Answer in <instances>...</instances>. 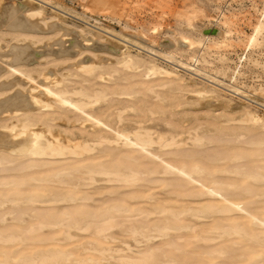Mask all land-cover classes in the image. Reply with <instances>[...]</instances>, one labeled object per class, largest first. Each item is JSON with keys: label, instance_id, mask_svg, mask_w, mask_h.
I'll list each match as a JSON object with an SVG mask.
<instances>
[{"label": "rangeland", "instance_id": "374dc122", "mask_svg": "<svg viewBox=\"0 0 264 264\" xmlns=\"http://www.w3.org/2000/svg\"><path fill=\"white\" fill-rule=\"evenodd\" d=\"M25 1L42 8L43 15L32 18L35 24V29L33 30L10 29L7 28L6 25H0V53H4L0 54V64L7 69L8 65L5 62L10 61L12 58L11 54L8 52L12 44H28L32 52L30 55L31 61L22 63L19 69L20 71L22 69L25 70L26 73L29 72V75L30 73L33 74L32 77L34 79L26 77L20 71L18 72L12 69L6 70V72L3 71L0 74V85H2L1 83L12 84L9 87H0V98H4L16 91L22 93L33 91L37 96L46 100L49 96L44 88L45 84L57 90L62 87L65 90L61 91V88L59 91L64 92L67 96L69 94L70 96L73 95L71 97L75 99L77 97L86 99V96L83 94L85 90V93L93 95L95 94V90L98 91L101 88V90L107 88L108 91H106L109 93L107 94L108 96L106 95L104 98L99 99L96 102L97 104H93L95 101L92 102V105H89L90 107L87 109L98 116L102 115L101 117L105 118V120L110 123L112 122L111 124L115 121L114 124L121 127L123 125H125L123 127H129V125H131L130 127L138 126L137 123H134L136 119L145 120L144 123H146L148 120L147 117H150L151 119H149L148 122L151 123L147 122V124L151 125L155 123L158 125H151V127H153L152 129L155 128V130H159L161 127L160 129L165 131V129L167 130L169 127L171 130L181 131L182 139L185 141L187 140L186 143H188L181 145L182 147H176L175 151L178 150L177 152L179 153H173L174 155L171 153L170 155L174 157H170L169 154H163L164 157H170L174 160L180 159V161L182 160L188 163H192L194 160L198 161L205 166L206 171H211L212 174L217 176L215 178L218 179L220 177L222 180L224 178V181H227L225 180L227 178L230 181H234L232 183L235 185L230 184V187L227 188H230L231 191H233L232 188H236V191L238 189L237 197L240 199L246 201L251 199L249 202L250 205H253V209H259L261 207V210L264 207V196L259 198L257 195H254L259 189L264 188V182L255 181L248 175V171L250 172V170L257 169V166L262 165L260 168L264 171V154L261 156L262 151L264 152V145L258 143L259 140L264 138V25L260 26L255 42L250 45L249 41V37L254 32L255 27L263 20L264 0H0V6L11 5V3H23ZM215 28H220L221 33L216 34L213 32ZM207 34L213 36L207 38L205 36ZM107 45L109 48L106 47ZM249 46L250 48L248 49ZM125 55L127 56L125 57ZM165 55L189 60L191 63L203 69L206 68L211 75L214 74L224 82L232 81L241 91L234 90L233 88L230 89L226 84L221 85L216 80L212 81V78H205V76L203 77L201 74L193 73L192 70L179 65L177 61L169 59ZM194 55L199 57V61L195 62L191 59V56ZM129 57L139 60V66L129 62L126 63L125 59ZM83 63H93L95 71L92 70L94 72H91L90 70V72H87L85 70H79L78 65ZM153 63L167 68L171 73L168 74L159 70L150 72L151 70H148L149 65L151 66ZM237 69L238 73L236 77L233 78V71ZM109 71H111V73ZM43 73L48 75V79L44 77ZM45 81L47 83H45ZM93 86H97L98 89H93ZM103 86L105 87L103 88ZM146 87L149 90L145 89ZM66 88L71 91H67L68 89L66 90ZM75 88L77 90L73 91ZM129 88L134 91L131 92V95L130 93H124V91H129ZM201 88L204 90L197 92V89ZM91 90L93 92H91ZM114 90L116 92L123 90V92L120 93H123L125 96H119L118 93H114ZM110 92L112 93L110 94ZM158 93L159 95L161 93L165 99H162V96L161 100H159ZM110 99L118 103L116 104V102L113 101L114 104ZM106 100H108V102ZM123 100L126 102L124 104H128L127 106H129V108L123 105ZM109 102L112 104H109ZM146 103L148 105H146ZM58 104L57 107L60 106H58ZM118 105L121 106V108L125 106V108H122V114L125 113L123 116L125 120H121L123 123L118 122L117 117L114 115V112L120 108ZM99 107H102L103 110L99 109L102 112L96 111ZM110 107L116 108L112 109ZM39 108L32 109L30 113L33 114L36 112L41 116V113L44 114V111L47 109V111L52 110L53 113L49 111L50 113H46L41 117H48L50 114H53L52 116L50 115V117L54 123L52 121H50V123L53 124L56 130L64 131L65 129L67 132L72 131L71 133H73L74 131L76 134L82 130L81 133L83 135L93 131L90 122L82 120L81 111L78 112L79 110L75 109V112L74 108L71 106L61 105L59 109L53 107ZM64 108L67 110H64ZM107 108H110V110L108 111ZM150 109L153 110L154 113L151 114L149 111ZM161 109L163 110L161 111ZM54 111L55 114L60 111L59 116H63H60L61 118L58 119L57 117L59 116L54 115ZM64 111H66V113ZM76 113L77 115L80 114L77 116ZM2 114H0V125L3 123H10V120L13 122L17 118L9 116L10 118L8 117L5 119L2 117L6 116L7 113H4L5 115ZM108 114L111 117L113 115L114 118H106L109 117ZM148 114H150V116ZM253 115L259 118H252ZM162 127L164 129H162ZM192 129L195 130L193 131ZM1 130L4 131L5 129L0 126V131ZM196 133H202L203 136L205 135V143L201 145L196 144L199 145L198 147L195 144L192 145L189 143L191 142L189 137ZM241 149L242 151H244L243 149L246 151L243 153ZM186 150H192L193 156L186 154L191 153L186 152ZM0 151L6 150L0 147ZM235 151L237 152L235 153ZM1 154L3 155L0 156V160L7 156L6 158L9 159V161L4 162L6 164L2 163V165H0V182L2 180L4 181V179H22L24 180L23 184H25V187H23V184H21V187L26 189V192L27 190L35 189L34 186H31L33 184H30V180L32 181V179L29 178L32 175H42L43 177L44 174H48L50 176L51 173L55 174V171L57 172L62 166H68V164L63 165L64 159L59 157L49 160L48 158L51 157L45 156L46 160H31L30 157L27 156L28 158H26L23 156V158L21 157L22 160L20 157L18 160L17 156L20 155L17 153L8 154L6 151L0 152V155ZM233 154L242 155L243 158L239 155L238 157L240 158H236ZM257 154L259 156H257ZM10 156H12V158ZM189 157L191 158L189 159ZM218 157L222 158V160H219ZM232 157L234 159H232ZM106 158L110 159V155ZM13 159H17V162ZM118 159L119 156L110 159L111 164L114 165L115 162L117 163ZM26 161H36L38 168H36L37 166L35 165L37 164H35L31 169V166L26 169L25 167L27 165H31L30 162L25 166ZM123 161L125 164L131 162L129 159H123ZM133 162L136 163L135 161H132V163ZM231 162H237V164ZM17 163H22L24 166L22 164L18 166ZM241 163H243V165L245 163V166H240L239 164ZM4 165L5 167H3ZM207 165L208 168L206 167ZM15 166H17V168H15ZM22 167L25 169L20 171ZM225 167L230 170L233 168V170H224L218 173L220 169ZM216 169H218V172ZM237 170L239 172H235ZM63 172L64 171L60 172V175L61 178L65 176L63 179L67 181H65V183L59 180L60 175H58V179L55 178L57 177L56 175L55 177L53 176L54 178L52 177V179L50 176V179L48 178L49 180L44 179L45 181H33L32 183H35L34 185L36 186L38 185L39 190L42 191H54L56 189L60 192L74 190L86 191L91 198L53 202L22 201L15 205L14 203L8 202L0 206V211L2 210V213L3 211H8L10 208L21 209H16L13 211L14 213L11 212L12 214L10 212L0 213V216L3 217V220L2 217H0V228H15L16 231L22 235L24 234L23 236L27 239L26 241L30 243L33 242L37 245V248L39 247L40 249L54 248L55 246L61 249L66 247L63 250L70 253L68 260L55 262L54 264H80L81 262L77 260L80 258L86 259V262L90 264H119L120 260L124 261L125 256L136 255L138 250L143 249L148 242L151 244L155 243L156 245L158 243L159 245L160 243H164L163 241L165 240L168 241L167 238H170L172 241L176 239L174 242H180L179 244L182 243L180 246L183 247L184 251L174 249L173 252L178 253L180 260L183 262L188 263L189 261L188 264H209L215 260L220 262L218 264H233L234 262V264H248L250 258L249 252H251L250 250L248 251V249H253V246H256L255 243L249 240L246 242V240L239 236L238 239L243 241L236 246L237 250L233 249V252L230 253L229 251V254L226 253L215 258L212 257V254L203 251L209 247L212 248V243L196 241L193 237L194 231H190V229L177 231L178 233L175 231L174 233L170 232V234L163 236L158 235L156 238L147 242L143 234L128 233L131 232L129 230L130 226H132V224H138V220H132L134 217L126 213H120L123 215L120 216L119 214V216L115 218V224L113 226L100 232L95 231L93 226L84 232V229L76 226H68V229L65 222L67 223V221H70L71 217H73V220L80 223L78 226H83V219H81V215L78 212H81L83 218L84 212H101L106 205L109 203L112 204L113 202L143 205L146 208H151L153 204L158 205L166 203V201H162L166 199L169 201V205H195L197 202L191 200H196L198 196H191L192 194L189 190H198L199 186H193L198 184L192 182L186 183L188 180L185 177H174L171 179V175L160 178L155 174L148 175L149 177L147 175H142L138 184L136 182L125 184L114 179L107 180V176L104 175H96V181L94 180L95 182H93L89 179L83 180V177L78 179L81 174H77L76 172H69L70 174L72 173L71 175L69 173L63 175ZM48 175L45 176V178L48 177ZM147 178H150V180H146ZM206 179H209V177ZM246 179L247 181H245ZM72 181L75 183L73 184L74 186L72 184H67L68 182L72 183ZM25 182H29L27 184L30 186H26ZM83 182L86 183V186ZM259 184L262 187H260ZM250 185L251 187L255 186L253 187V194L250 191L253 189H250ZM9 186L11 187L12 184L3 183L0 184V189H8ZM237 186L241 188V190L237 188ZM244 186L246 188L245 192L243 191L245 189ZM194 187H197V189ZM256 187H259L258 190ZM186 189H188L187 193L184 192ZM139 193L143 196H139ZM145 193L149 194L150 197L146 198L147 196ZM250 195L255 198H249ZM175 200H179V202ZM82 209L85 211L83 212ZM17 210L20 211L18 212ZM65 211L70 213L69 215L71 216L68 217L69 215L67 214V218L65 217V219L62 220L64 223L60 221L61 225L59 222L54 226H44L40 228L37 219L44 218L51 220L57 216L62 218L63 215L66 216V214H63ZM6 213L8 214L6 215ZM243 213L245 212L238 211L236 218L242 221L243 224L251 227L248 225L249 223H247L248 215ZM160 214H154L153 216L151 215V217L162 218L163 216ZM219 214L221 213H213V215L198 219V224L201 222L198 228H205L207 223L212 222L213 219L222 220L219 219V217H222L221 215L223 214ZM39 215H41L42 218ZM127 215L131 218L129 219ZM136 217L139 219V216ZM182 217L184 220H195L193 217ZM68 218L70 220H68ZM79 219L82 221L79 222ZM125 228L127 230H125ZM80 230H82V232ZM67 234H69V236ZM179 234L183 237L177 236ZM52 236H55L53 240L50 239ZM71 236L75 237L72 238ZM40 238L41 240H39ZM141 239H144V241ZM195 243L197 247L193 245ZM248 243L252 248H249ZM164 244L163 248H171L170 245ZM218 244H226V241L220 242L219 240ZM241 244H243L241 248L238 247ZM103 249L106 251H103ZM191 250H195L196 253L194 254V251L192 252ZM238 251H245V254H247L248 251L249 256L245 254H243V256H236V252ZM157 253H161V250L158 249ZM76 254H79V256ZM122 256L123 258L120 259ZM103 259L105 261H103ZM97 260H99V263ZM101 260L102 262H100ZM129 264L135 263L131 262Z\"/></svg>", "mask_w": 264, "mask_h": 264}, {"label": "bare ground", "instance_id": "6f19581e", "mask_svg": "<svg viewBox=\"0 0 264 264\" xmlns=\"http://www.w3.org/2000/svg\"><path fill=\"white\" fill-rule=\"evenodd\" d=\"M27 1H30V0H27ZM0 10H1L0 11V25H6L7 28L17 29V30L18 29H21V30H26V29L33 30V29H35L34 20L32 21V18L39 16V15H43L42 8L35 6L31 3H28L26 1L23 3L19 2L16 4L11 3V5L9 4V5H5V6L1 5ZM55 25L57 26L56 23H55ZM261 25H264V15H263V20H261L259 22V25H257L255 27L254 32L249 37L250 45L255 42ZM213 32H215L216 34H220L221 30H220V28H215V29H213ZM205 36L207 38H209L213 35L207 34ZM106 47L109 48L108 45ZM249 48H250V46L248 47V49ZM8 52H9V54H11L12 58L10 61L5 62L8 65L7 69L4 66H2V64H0V74L3 71L6 72V70H9V69L10 70L12 69V70L19 72L20 71L19 68H20V66H22V63H28L29 61H31L30 55L32 52L29 49L28 44L27 45L12 44L10 46ZM0 54H4V53H0ZM127 55H125V57ZM169 55H165V56H167L169 59H174L175 61H177V63H179V65H181L183 67H187L188 69L192 70L193 73H196L199 75L201 74V75H203V77L205 76V78H212V81L216 80L221 85L222 84L228 85V87H230V89L233 88L234 90L241 91L240 88L237 85H235L232 81L224 82L222 79H219L214 74H213L214 76L211 75V73L208 70H206V68L203 69V68L199 67L198 65L191 63L189 60H183V59L175 58L174 56H169ZM191 59L194 60L195 62L199 61V57L197 55L191 56ZM125 61H126V63L129 62V63H133L134 65H138V66L140 64L139 60H137L136 58L134 59L132 57H129L128 59L126 58ZM78 67H79V70L81 69V70H85L87 72L88 71L90 72V70H91V72L95 71V69H94L95 66L93 65V63L92 64L91 63L90 64L89 63L88 64L83 63V64L78 65ZM92 70H94V71H92ZM148 70L149 71L151 70L150 72H152V71L154 72V71L159 70V71L164 72V73H168V74L171 73V71L168 70L167 68L158 66L155 63H153L151 66L149 65ZM20 72L23 75H25L26 77H28L30 79H34L32 77L33 74L30 73V75H29L28 74L29 72L26 73V71L23 69ZM109 72L111 73V71H109ZM237 73H238V69L234 70L232 77L235 78ZM43 75L45 78L48 79V75H46V73H43ZM147 76H149V75H147ZM49 78L52 79L51 77H49ZM91 79H93V78H91ZM45 83H47V82L45 81ZM1 84L2 85H0V87L1 86L2 87H9L12 83L11 84L10 83H1ZM127 85H128V83H127ZM42 86H43V84H42ZM80 87H81V85H80ZM104 87L105 86H103V88ZM137 87H139V86H137ZM44 88H45V90L49 96L48 98H46V100L37 96V94L33 93V91H29L28 93H22L20 91H16L15 93H12V94L4 97V98H0V114L7 113V115L2 117V118L6 119L9 116L10 117L11 116L17 117L16 120L13 122H12V120H10V123H3L0 125L1 127H3L5 129L4 131H2V130L0 131V147L3 150L5 149L8 152V154L17 153L18 155H20V156H17L18 158L16 157L18 160H19V157L21 159V157L23 158V156L26 158L30 157L31 160H36V159L46 160L45 156L51 157V158H48L49 160H51L52 158L57 159L56 157H59V158L64 159L63 165L68 164V166H66V165L62 166L61 169L59 168L57 172L55 171V174L49 173L51 177L48 174H46V175L44 174L43 177H42V175L41 176L40 175H32L30 178L28 176L29 179H32V181L30 180V182H31L30 184H33L31 186H34L35 189H30L29 191L27 190V192H26V189H23L21 187V184H23V182H24V180H22V179H15V178L13 179L12 178L10 180L9 179L8 180L4 179V181L2 180L0 182V184H3V183L12 184V186L11 187L9 186L8 189H0V206H3L5 203H8V202L14 203V205H15V204H18L19 202H22V201H25V202H35V201L53 202V201H64V200L68 201V200H77V199H81V200L83 199L84 200V199L91 198L89 193L86 191H80V190L75 191L74 190V191L60 192V191H57V189L54 191H42V190H39L38 185L36 186V185H34L35 183H32L33 181H43L44 179L49 180L50 178L52 179V177L53 176L55 177L56 175H57V177H55V178L58 179V175H60V172H62V171L65 172V173L63 172V175H65L66 173H69L71 171L76 172L77 174H81L79 176V178L77 176L78 179H81L80 177H83L84 178L83 180L89 179V180L95 182L96 181L95 180L96 175H102V176L104 175V176H107V178H106L107 180L114 179L118 182H123L125 184H131V183H135V182L138 184L142 178L141 177L142 175H147V176L149 175L150 176L151 174H155L159 178L163 177V176L166 177V176L171 175L170 176L171 179L174 177H176V178L177 177H185L188 180L186 183L192 182V183L198 184V185H193V186H199L198 190H195V191L189 190L192 194L191 196H193V195L198 196V198L196 200H191V201L197 202L195 205L194 204H192V205L191 204H185V205L181 204L180 206L169 205L168 204L169 201H167L166 199L162 200V201H166V203L158 204V205L153 204V206H151V208H146L143 205H136L135 202H134L135 205L124 204L122 202H116V203L111 202L112 204L109 203L108 205H106L103 208V210L101 212H98V213H94V212L86 213V212H84L85 210L82 209L84 212L83 218H82L81 212H78L81 215V219H83V226H78V224H80V223L73 220V217H71V220L68 218V220H70V221H67V223L65 222V224L67 225V227L68 226H74V227L76 226V227L82 228V229H84L83 232L93 226L95 228V231L100 232L102 230L108 229L111 226H113L115 224V218L117 216H119L120 213H123V214L126 213V214H129V216L131 215V217H134L132 220H136V221L138 220L137 221L138 224H132V226H130V229L128 228L131 231L128 233L129 234H131V233L143 234V236L146 238L147 242L156 238L158 235L163 236V235L170 234V232L174 233V231L177 232V231L184 230V229H190V231H192V230L194 231V234L193 233L192 234H193V237L195 238L196 241H198V242L204 241L205 243L206 242L212 243L211 244L212 248L209 247L207 249H204V250L202 249V250L205 251V253L212 254V257L216 258L220 255H224V254L228 253L229 251H230V253L233 252V249L237 250L236 246L239 245L240 243H242V241H243V240L238 239V237L240 236L244 240H246V242H248L247 240H249V241L256 244V246L252 245L253 249H248V251L249 250L251 251V252H249L250 258L248 260L249 261L248 264H264V207L261 210H260L261 207L259 209H253V207H252L253 205H250V202H249V201H251V199L246 201L244 199H240L237 197L238 196V189L236 191V188L231 187L233 189V191H231L230 188H229L230 189V191H229V189L227 187H230V184H233L232 182H234V181H230L227 178L225 179L227 181H224V178H223V180L220 177L218 179L215 178L217 176L212 174L211 171L210 172L206 171V168L202 163L195 161V160L192 163H188L186 161H182V160L180 161V159L174 160V159L170 158V157H174V156H170L171 153L172 154L173 153H179V152H177L178 150L175 151L176 147H179L181 145H185L188 143V142L186 143L187 140L185 141L184 139H182L183 137H181V131H179V130L174 131L173 129L171 130V128H169V127L167 128V130L165 129V131L161 130L160 129L161 127L159 128V130H157V129L155 130V128L152 129L153 127H151V125H157V124L154 123V124L148 125L147 122L149 119H151L150 117L149 118L147 117L148 120L145 118L147 120L146 123H144L145 120L136 119L134 123L138 124V126L136 125L137 127L136 126L130 127L131 125H129V127H123L125 125H123L121 127L117 124H114L115 121L113 122V124H114L113 125V124H111L112 122L110 123V122L106 121L105 118L101 117L102 115L98 116V115L92 113L91 110H89L87 108H89L92 105V102L95 101V103H93V104H97L96 102L99 99L104 98L107 94H109L107 92L108 91L107 88H105L104 90H101L102 88L101 89L99 88L100 90H98V91L95 90L96 92L94 91L95 94H93V95H91L89 93H85L86 92V90H85V92L83 94L86 96L87 100L85 98H78V97L75 99V98L71 97L73 95L70 96V94L68 92L67 93L69 95L67 96L64 92H61V91L65 90L62 87H60V89L58 88L59 90H61V88H62L61 91L57 90L56 88L54 89V88L50 87L48 84H45ZM94 88L98 89L97 86L96 87L93 86V89ZM134 88H136V87H134ZM67 89L68 88H66V90ZM145 89H148V88L146 87ZM75 90H77V89L75 88L73 91H75ZM92 90H91V92H93ZM131 90L132 89L129 88V91L128 90L124 91V93H130V95H131V92H134L133 90L132 91ZM202 90H204V89H202V88L197 89V92L202 91ZM67 91H71V90L68 89ZM112 92H110V94ZM120 92H123V90L122 91L120 90ZM120 92H116L114 90V93H118L119 96H125V95H123V93H120ZM134 94H136V93H134ZM157 95H159V93ZM162 96L163 95H161V93H160V95L158 96L160 99L159 98L158 99L161 100ZM163 97H162V99H165V97L164 98ZM114 99H115V97H114ZM123 99H126V98H123ZM115 100H111L112 103L117 101V100L116 101ZM106 101L108 102V100H106ZM162 101H164V100H162ZM112 103L109 102V104H112ZM117 103L118 102H116V104ZM119 103H122V102H119ZM124 103H126V102L124 101L123 105H125ZM57 104H58V106L59 105L60 106L57 107ZM61 105L62 106L67 105L68 107L71 106L74 108V110L75 109L79 110L78 112L81 111L82 120L89 121L91 124V127L93 128V131H91V133L86 132L87 134L83 135L81 133L82 130H80V129H79L80 130L79 132L81 134L78 131H77L78 133L76 134V133H74V131H73V133H71L72 131L67 132V131H65V129H64V131L56 130V128L53 126V124L50 123V121H52L54 123V121L51 120L52 119L50 117L51 114L48 117H44V116L41 117L42 115H44L46 113H50L49 111H52V110L47 111L48 110L47 109L46 111H44L45 112L44 114L41 113V116H40V114L38 115V113H36V112L33 114L30 113V112H32V109L37 108V107L38 108L39 107H49V108L53 107L55 109H57V108L59 109V108H61ZM127 105H125V106H127ZM146 105H148V104L146 103ZM125 106H123V107L125 108ZM119 107L120 108H118L117 111L114 112L115 113L114 115H115V117H117L118 122H121V120L124 119L123 116L125 113L122 114V112H123L122 108L123 107L122 108H121V106H119ZM132 107H134V106H132ZM65 108H67V107H65ZM65 108H64V110H67ZM110 108L113 109L116 107H110ZM110 108L109 109L107 108L108 111L110 110ZM127 108H129V106H127ZM99 109H102V107L97 108L96 111L97 110L100 111ZM107 109H106V111H107ZM135 109H134V111H135ZM76 110H75V112H76ZM162 110L163 109H161V111ZM149 111L151 114L154 113V111L151 109ZM64 112L66 113V111H64ZM100 112H102V111H100ZM52 113H53V111H52ZM163 113H165V112H163ZM57 114H55V111H54V115H56V116H59L60 111ZM76 115H77V113H76ZM137 115H139V114H137ZM148 115L150 116V114H148ZM60 116L57 118L59 119L63 115L61 117ZM108 116H109V114H108ZM110 117L111 116L106 117V118L110 119ZM154 117H155V114H154ZM254 117H257V116L253 115L252 118H254ZM111 118H114V116L112 115ZM257 118H259V117H257ZM133 121H134V119H133ZM7 122H9V121H7ZM121 123H123V122H121ZM148 123H151V122H148ZM162 129H164V128L162 127ZM168 129H170V130H168ZM90 130H88V131H90ZM189 135H191V134H189ZM204 136L202 133L193 134L192 136L189 137L190 141H191L189 143H191L192 145L193 144L201 145V144L205 143ZM252 141H254V140H252ZM258 143L264 145V138L259 140ZM199 145H196V146L198 147ZM189 150H186V152L192 151V150L191 151H189ZM243 150L246 151L245 149H243ZM6 151H0V152H6ZM244 151H242V149H241V152L244 153ZM236 152L237 151H235V153ZM248 152H249V150H248ZM181 153H182V151H181ZM163 154H169L170 157L169 158L166 156L164 157ZM186 154H188L189 156H193L192 152L190 153L191 155L189 153H186ZM258 154H259V151H258ZM258 154H257V156H259ZM263 154H264V152L262 151L261 156ZM2 155L3 154H1L0 156H2ZM108 155H110V159H113V157H115V156H119L118 162L117 163L115 162L114 165L111 164L110 159L106 158ZM234 155L236 158H240V157H238L239 154H233V156ZM248 155H249V153H248ZM239 156L242 157V155H239ZM6 157H4V158L2 157L3 159L1 158L2 160H0V163H1L0 165H2V163L6 164L4 162L9 161V159H7ZM10 157L12 158V156H10ZM190 158L191 157H189V159ZM218 158H219V160L220 159L222 160V158H220V157H218ZM17 159H13V160H15L17 162ZM123 159H129V161H131V162H128L127 164H125ZM175 159H176V157H175ZM232 159H234V158L232 157ZM132 161H135L136 163H134V162L132 163ZM230 161H232V160H230ZM234 162H231V163H234ZM237 162L234 164H237ZM29 163L31 165H27ZM9 164H10V162H9ZM11 164H12V162H11ZM17 164H14V165H17ZM21 164L22 163H19L18 166ZM35 164H37L36 161L35 162L26 161L25 166L26 165L27 166L25 168L27 169L31 166L30 167V169H31ZM7 165H8V163H7ZM239 165L245 166V163H244V165H243V163H241ZM35 166H37L36 168H38V164ZM46 166H48V165H46ZM261 166H257L258 167L257 169L252 170V171L250 170V172L248 171V175L255 181L264 182L263 181L264 171L260 168ZM3 167H5V165ZM206 167L208 168V165ZM15 168H17V166H15ZM25 168H23V167H22V169L20 168L21 169L20 171L24 170ZM217 170L218 169H216V171ZM224 170L231 171V170H233V168L230 170V169L225 167L223 169H220L219 172L218 171L217 172L220 173L221 171H224ZM235 172H239V171L237 170ZM222 173H224V172H222ZM245 174H247V173H245ZM47 175H48V177L45 178V176H47ZM207 177H209V179H206ZM26 178H27V176H26ZM64 178H65V176L63 178H61V175H60L59 180L61 182L65 183L66 180H63ZM146 180L149 181L150 178H147ZM69 181H70V178H69ZM75 181H76V179H75ZM245 181H247V179ZM255 181H253V182H255ZM70 182H68L67 184H72V185L75 184V183H73V181H72V183H70ZM27 183H29V182H27ZM27 183H26V186L29 185ZM39 183H41V182H39ZM83 184H85V186H86V183L83 182ZM236 184H237V182H236ZM88 185H90V184H88ZM233 185H235V184H233ZM259 186H260V184H259ZM23 187H25V184H23ZM179 187H181V186H179ZM240 187H242V186H240ZM248 187H249V184H248ZM253 187H255V186H253ZM253 187H251V185H250V189H252ZM260 187H262V186H260ZM194 188L197 189V187H194ZM237 188H239V187L237 186ZM244 188H245V186H244ZM258 188L256 187L257 190H258ZM239 189L241 190V188H239ZM253 190H254V188L252 190H250L252 194L254 193ZM187 191H188V189H186L184 192L187 193ZM243 191L245 192L246 188ZM145 194L147 196V197L145 196L146 198L150 197L149 194H147V193H145ZM254 195H257L259 198L263 197L264 196V188L259 189L258 192L254 193ZM139 196H141L140 193H139ZM250 197L252 198L254 196L250 195L249 198ZM175 201L179 202V200H175ZM180 203H183V202H180ZM184 203H185V201H184ZM11 206H12V204H11ZM31 206H33V205H31ZM16 209H20V208H16ZM16 209L10 208V209H8V211H3V213L4 212H10L11 213V212L15 211ZM20 210H17V211L19 212ZM26 211H29V210H26ZM238 211L239 212H245L246 215H248V222L247 223H249L248 225H250L251 227L243 224L242 221H240L239 219L236 218ZM21 212H23V211H21ZM0 213H2V210L0 211ZM213 213L223 214V215L219 214L222 216V217H219V219H222V220H214L213 219L212 222L207 223L206 226L204 225L205 228H203V229L198 228L199 224L201 222L198 224L197 220L202 218V217H208L210 215H213ZM245 213H243V214H245ZM7 214L8 213H6V215ZM63 214H66V216L63 215L62 218L57 216L51 220L44 219V218L43 219H37V221L40 225V228H42L44 226H52V225L54 226L55 224H58L60 221L62 222V220L65 219V217L67 218V216L70 213L65 211ZM123 214H120V216ZM154 214L155 215L160 214L163 217L162 218L151 217V215L153 216ZM39 216L42 218L41 215H39ZM70 216L71 215H69L68 217H70ZM129 216L127 215V217H129ZM136 216H139V219H137ZM182 216L193 217V218H195V220H191V219H185L184 220V218ZM0 217H2V216H0ZM131 217H129V219ZM81 219H79L80 220L79 222L82 221ZM216 219H218V218H216ZM2 220H3V217H2ZM61 222H60V225H61ZM62 223H64V221ZM202 226H203V224H202ZM30 228H31V226H30ZM68 229H69V227H68ZM120 229H122V228H120ZM125 230H127V229L125 228ZM80 231L82 232V230H80ZM153 232H156V233H153ZM23 235L21 233H19L18 231H16L15 228H13V229L12 228H5V229L0 228V264H54L55 262L68 260L70 253L63 250L66 247L61 249L60 247L57 248L58 246H55L54 248L51 246L52 248L40 249L39 247L37 248V245L34 244L33 242L30 243V242L26 241L27 239H25V236H23ZM67 235L69 236V234H67ZM177 236L183 237L181 234H179ZM53 237H55V236H52L50 239L53 240ZM74 237L75 236H73L72 238H74ZM188 238H190V237H188ZM44 239H42V240H44ZM47 239H46V241H47ZM167 239H168V241L165 240L163 242L167 245H170L171 246L170 249L163 248L164 243H160L159 245L157 243V245H156L155 243L151 244L148 242L146 244V246H144L143 249L138 250L136 255L125 256L124 261L120 260L119 264H129L131 262H134L135 264H188L189 261H188V263L183 262L182 260H180L179 254L173 252L174 249H177L179 251H184L183 247L180 246L182 243L179 244L180 243L179 241H177L179 243L174 242V241H176V239L173 241L170 240V238H167ZM39 240H41V238ZM141 240L144 241V239H141ZM219 240H220V242L226 241V244H218ZM184 241H186V240H184ZM243 244H241L238 247L241 248V246ZM193 245L197 247L196 243ZM213 245H216V246H213ZM246 245H247V243H246ZM248 246H249V248L251 247V245H249V243H248ZM46 247H48V246H46ZM158 249L161 250V253H157ZM104 250L105 249H103V251ZM195 250H193L194 254L196 253ZM239 250H241V249H239ZM248 251H247V254H245L246 253L245 251L244 252L238 251V252H236V256H243V254L248 255ZM97 252H99V251H97ZM71 254H72V252H71ZM76 255L79 256V254H76ZM88 257H90V256H88ZM97 258H99V257H97ZM122 258H123V256L120 257V259H122ZM242 259H244V258H242ZM77 260H79L81 262L80 264H90V263L86 262V259L80 258ZM88 260H90V259H88ZM91 260H93V259H91ZM103 261H105V260L103 259ZM217 261L215 260L214 262H211L209 264L220 263ZM237 261H239V260H237ZM97 262L99 263V260H97ZM100 262H102V260ZM190 262H191V260H190ZM241 262H243V261H241ZM203 263H205V262H203ZM243 263H245V262H243ZM111 264H117V263H111Z\"/></svg>", "mask_w": 264, "mask_h": 264}]
</instances>
